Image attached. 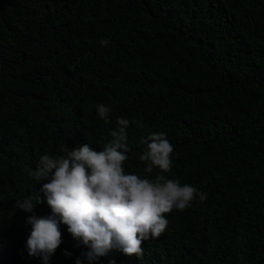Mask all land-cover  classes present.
Wrapping results in <instances>:
<instances>
[{"label": "trees", "instance_id": "16d2710c", "mask_svg": "<svg viewBox=\"0 0 264 264\" xmlns=\"http://www.w3.org/2000/svg\"><path fill=\"white\" fill-rule=\"evenodd\" d=\"M119 116L142 122L128 129L126 171L142 169L141 138L163 132L168 177L207 199L166 214L140 258L95 264H264V0H0V264H41L24 251L26 219L50 209L15 207L39 191L40 156L102 150ZM61 233L49 264L83 259Z\"/></svg>", "mask_w": 264, "mask_h": 264}, {"label": "clouds", "instance_id": "9594fccd", "mask_svg": "<svg viewBox=\"0 0 264 264\" xmlns=\"http://www.w3.org/2000/svg\"><path fill=\"white\" fill-rule=\"evenodd\" d=\"M108 39L100 44L107 46ZM112 108L100 103L96 114L105 124L111 123ZM109 139L97 151L89 143H82L64 155L43 154L35 170L29 175L41 184L36 195L17 199L15 207L33 213L37 205L45 203L47 216L27 217L31 226L24 245L29 257L49 264L62 244L61 225L66 226L72 238L88 251L74 264H95L113 251L126 257L140 258L142 243L156 239L168 226V213L183 211L194 201L203 202L206 193L195 186L182 184L178 178H169L173 167L174 145L163 132H152L141 138L146 145L139 160L142 169L126 171L130 151L127 145L131 125H142L135 119L119 116ZM158 170L154 178L146 174ZM62 254L70 257L67 250ZM108 264H116L110 259Z\"/></svg>", "mask_w": 264, "mask_h": 264}]
</instances>
